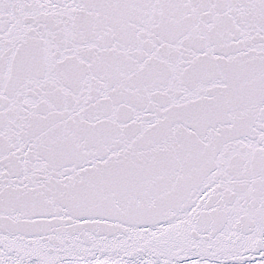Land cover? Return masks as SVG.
<instances>
[{
  "label": "snow or ice",
  "instance_id": "snow-or-ice-1",
  "mask_svg": "<svg viewBox=\"0 0 264 264\" xmlns=\"http://www.w3.org/2000/svg\"><path fill=\"white\" fill-rule=\"evenodd\" d=\"M0 264H264V0H0Z\"/></svg>",
  "mask_w": 264,
  "mask_h": 264
}]
</instances>
